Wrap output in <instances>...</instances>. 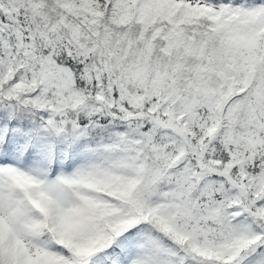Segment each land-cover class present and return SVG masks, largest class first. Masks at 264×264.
Here are the masks:
<instances>
[{"label": "snow or ice", "instance_id": "1", "mask_svg": "<svg viewBox=\"0 0 264 264\" xmlns=\"http://www.w3.org/2000/svg\"><path fill=\"white\" fill-rule=\"evenodd\" d=\"M0 264H264V0H0Z\"/></svg>", "mask_w": 264, "mask_h": 264}]
</instances>
